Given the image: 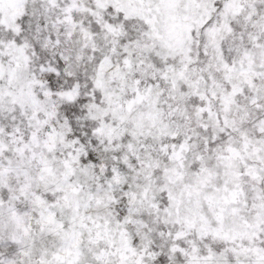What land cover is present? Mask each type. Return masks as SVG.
Wrapping results in <instances>:
<instances>
[{"label": "snow or ice", "instance_id": "1", "mask_svg": "<svg viewBox=\"0 0 264 264\" xmlns=\"http://www.w3.org/2000/svg\"><path fill=\"white\" fill-rule=\"evenodd\" d=\"M0 264H264V0H0Z\"/></svg>", "mask_w": 264, "mask_h": 264}]
</instances>
